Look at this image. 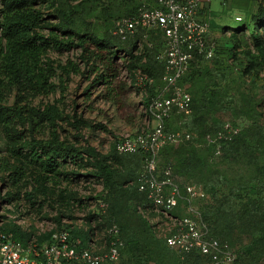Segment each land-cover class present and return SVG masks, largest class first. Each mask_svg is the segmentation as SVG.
<instances>
[{
	"label": "rangeland",
	"instance_id": "rangeland-1",
	"mask_svg": "<svg viewBox=\"0 0 264 264\" xmlns=\"http://www.w3.org/2000/svg\"><path fill=\"white\" fill-rule=\"evenodd\" d=\"M259 1L264 2H204L202 16L209 23L206 40L215 47V54L211 59L201 57L191 62L179 81L191 96L190 112L175 113L166 122L167 131L184 132L189 138L163 147L156 158L157 169L170 168L180 187L179 204L174 213L185 215L189 207H194L205 225V236L219 242V250L208 255L194 251L189 264H211L215 260L220 264L229 260L230 264H237L241 249L246 250L242 257L244 264L254 262L247 252L257 237L251 233L253 230L234 234L232 242L224 241L214 235L206 213L213 204L225 206L231 217L242 208V199L254 195L264 199V26L257 31L250 26V16ZM69 6L79 12V31L90 30L105 39H112L116 24L134 8L131 0H49L42 4V9L45 13ZM254 34L260 36L258 41ZM164 46L165 37L160 32L151 30L145 36L140 34L136 52L144 55L147 65L148 73L143 76L154 84L150 89L142 85H138V90L130 87L122 110L96 99L97 89L92 90L90 100H86L85 75L72 74L63 94L58 89L46 95L28 94L17 86L0 89V99L6 105L39 106L55 102L64 114L78 110L85 118L104 123L110 132L88 127L78 132L66 123L58 132L61 139L79 146L87 141L103 155L116 153L119 157L117 184L109 188L97 178L73 174L72 171L85 174L88 168L82 164H63L52 176L50 173L44 178L39 164L28 162V150L20 148L23 141L30 139L31 132L37 138H46L51 126L31 115L24 122L14 120L0 124V216L3 223L17 225L27 239L42 245L60 230L80 233L91 228L101 237L100 247L105 229L114 220L126 248L121 258L111 264H178L179 252L176 254L164 244L172 223L147 214L155 225L153 233L146 228L137 210L143 197L130 180L140 169L143 172L145 163L142 166L138 151L120 152L111 147L152 126V119L145 115L144 108L164 84L158 59ZM78 54V50L47 51L54 64H63L67 58L77 60ZM54 80L58 83V75ZM92 99L94 111L87 108ZM191 164L193 168L189 167ZM15 167L26 173L19 182H15L13 175ZM10 195L13 200L9 201ZM255 213L254 219L264 222V207ZM238 235H242L239 240ZM258 263L264 264V256Z\"/></svg>",
	"mask_w": 264,
	"mask_h": 264
},
{
	"label": "trees",
	"instance_id": "trees-1",
	"mask_svg": "<svg viewBox=\"0 0 264 264\" xmlns=\"http://www.w3.org/2000/svg\"><path fill=\"white\" fill-rule=\"evenodd\" d=\"M47 1L49 0H0V89L17 86L22 92L36 95L54 93L58 89L63 94L72 74L85 75L88 81L83 92L86 100H90L91 91L97 89L96 99L111 103L117 110H122L125 108V100L130 87L138 90L140 88L138 85L147 87V89L153 86L154 83L149 84L143 80V74L148 73V69L143 61L144 55L136 52L142 33L121 40L115 35H112V39H105L90 30L81 32L78 29L79 12L75 7L56 8L52 11L50 9L44 13L42 4ZM131 1L134 8L128 17L135 15L141 6L140 2ZM250 21V26L256 31L259 27L264 26V2H258L257 9L250 16ZM254 37L258 41L260 36L254 34ZM48 50L59 52L78 50L79 54L77 60L67 58L63 64H54L47 56ZM57 75L58 83L54 80ZM1 93L2 91H0ZM87 108L94 111L93 99ZM28 115L44 120L51 126V132L46 138H37L31 132L30 139L23 141L20 148L28 150V162L39 164L44 178L50 173L52 176L63 164H82L88 168L85 174L72 171L73 174L97 178L107 188L117 184L118 170L116 166L119 157L116 153L105 156L96 146L87 141L84 146H79L61 139L58 132L62 129L63 123L78 132L86 127L110 132L104 123H96L87 119L82 112L78 113V110L72 114H64L55 102L39 106L6 105L0 99V124H8L14 120L24 122L28 119ZM118 144L112 145V150H118ZM138 153L143 166L146 155L143 152ZM189 167L193 168V164ZM15 169L13 174L15 182H19L26 173L18 167ZM141 172L140 169L136 177L134 176L130 181L143 197L137 205L139 216L146 228L154 233L155 225L150 222L147 214L151 217L156 215L152 211L147 194L140 191L138 187V178ZM254 196L242 199L240 201L243 204L242 208L231 217L225 206L215 207L211 204L206 213V219L211 222L214 235L224 241L232 242L234 234H241L252 229L251 233L257 237L252 240L253 244L247 252L248 256L254 259L251 264H259L258 262L264 256V222L261 223L254 218L257 215L255 212L263 209L264 199L257 195ZM8 199L9 201L13 200V196L10 195ZM1 218L0 216V230L12 233L13 238L24 245L30 241L17 225H6ZM58 223L61 224L60 220ZM113 223L116 222L113 220L108 226ZM69 233L71 237L79 238L83 244H87L91 240V236L97 232L90 228L80 233ZM241 236H237L238 240ZM104 238L106 239L107 236L103 235L102 239ZM121 240L124 243L121 251L122 256L126 244L122 238ZM164 244L166 245L165 239ZM240 252L237 264H244L242 257L246 250L241 249ZM191 255L193 252L178 253L180 259L178 264H189L188 261L192 259Z\"/></svg>",
	"mask_w": 264,
	"mask_h": 264
},
{
	"label": "built area",
	"instance_id": "built-area-1",
	"mask_svg": "<svg viewBox=\"0 0 264 264\" xmlns=\"http://www.w3.org/2000/svg\"><path fill=\"white\" fill-rule=\"evenodd\" d=\"M141 6L135 15L120 20L114 35L121 40L136 34L156 30L165 37V46L158 56L162 64V90L144 108L152 119V126L134 137L121 141L118 151L145 153V166L138 178L139 190L147 194L155 215L172 223L165 235L166 245L181 254L198 252L208 255L219 250V242L205 236V225L199 212L189 207L185 215L174 213L179 204L180 187L170 168L157 169L159 151L170 144L188 139L187 133L167 131L166 122L171 115L188 114L191 96L179 84L191 62L196 58L211 59L215 47L206 40L209 23L202 16L206 0H136ZM241 20V17H236ZM151 84L152 80L143 76ZM103 246L98 233L91 236L87 244L71 237L63 229L54 233L50 241L42 245L36 240L26 245L16 241L12 233L0 230V264H111L120 259L124 243L116 224L104 231ZM230 257V254H226ZM225 262L227 261L224 260ZM231 260L226 264H230ZM211 264H220L215 260Z\"/></svg>",
	"mask_w": 264,
	"mask_h": 264
}]
</instances>
